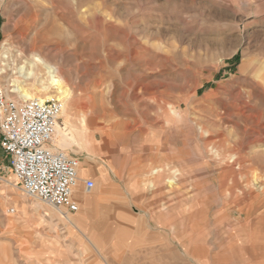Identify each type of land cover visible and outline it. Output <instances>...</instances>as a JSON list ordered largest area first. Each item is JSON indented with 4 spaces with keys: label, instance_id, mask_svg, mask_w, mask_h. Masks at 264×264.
<instances>
[{
    "label": "rangeland",
    "instance_id": "374dc122",
    "mask_svg": "<svg viewBox=\"0 0 264 264\" xmlns=\"http://www.w3.org/2000/svg\"><path fill=\"white\" fill-rule=\"evenodd\" d=\"M0 11V88L45 96L43 81L56 94L44 66L31 80L25 69L38 55L61 67L74 102L52 143L80 161L71 212L27 196L0 142V264H264V0H0ZM224 145L228 165L212 150ZM111 181L121 195L106 203ZM124 209L136 219H113Z\"/></svg>",
    "mask_w": 264,
    "mask_h": 264
},
{
    "label": "built area",
    "instance_id": "2783aa9c",
    "mask_svg": "<svg viewBox=\"0 0 264 264\" xmlns=\"http://www.w3.org/2000/svg\"><path fill=\"white\" fill-rule=\"evenodd\" d=\"M62 107V98L16 99L0 88V142L27 196L76 212L80 161L52 143ZM94 187V180H85L86 190Z\"/></svg>",
    "mask_w": 264,
    "mask_h": 264
},
{
    "label": "bare ground",
    "instance_id": "6f19581e",
    "mask_svg": "<svg viewBox=\"0 0 264 264\" xmlns=\"http://www.w3.org/2000/svg\"><path fill=\"white\" fill-rule=\"evenodd\" d=\"M26 27H28V26L26 25ZM26 27H24V28H26ZM32 57L34 58V63H36V65L32 62L33 63L32 66L29 67L27 70L25 69V76H26V78H28L29 80L34 79L37 76L38 65L44 66L46 68L47 72L50 75L49 84L55 89L56 94L55 93L52 94V95L51 94H48L49 86H46L44 84V82L42 81L41 82V85L39 87L37 85H35V84H33V86H34L35 89L38 90V92L44 91V94H46L45 96L34 95V94H32V92H30V90L28 88H24L22 86L21 87L19 86L18 90H19L21 96L23 98H25V99L38 98V99H41V100H47V99H50V98H53V97H59V98L61 97L63 99V107H62V111H63L64 104H65L64 99H66V102L67 103H69V102H72L73 103L74 101H73V97H72V91H71V89L68 88V86L66 84V79H65V77L63 75V71H62L61 67L52 65L51 63L45 61L44 58L40 57L39 55L38 56H32ZM4 58L8 59L9 56L7 54H4ZM57 132H58V135L62 136L63 138L67 137V135H68V127H67L66 123H64L62 120H59L58 123H57ZM52 141H55V140L53 139ZM222 148L223 149L225 148V149L224 150L223 149L222 150L221 149L219 150L218 148H214L213 147L212 150H214V153H218V154H221L223 156V158H221V159L223 160L224 165H228L229 164V161H231V162L232 161H235V159H236L235 156L236 155L230 153V147H229V145H228V147L224 145V147H222ZM227 155H229V156L226 158ZM178 175H179V171L175 170L174 171V176L171 177L168 180L169 190H173L174 189V187L176 185V179H177V176ZM261 178H262L261 176L254 175L253 176V179H252V183L255 184V186L258 187L259 189L262 186V184L259 183V181H260ZM227 186H229V185H227ZM238 186H239L238 184L235 185V187H238ZM235 187H233L232 190H234Z\"/></svg>",
    "mask_w": 264,
    "mask_h": 264
},
{
    "label": "crops",
    "instance_id": "0c3cea01",
    "mask_svg": "<svg viewBox=\"0 0 264 264\" xmlns=\"http://www.w3.org/2000/svg\"><path fill=\"white\" fill-rule=\"evenodd\" d=\"M117 183V182H116ZM116 183L114 182V181H111V182H107V185H106V190H105V192H104V197H105V202L106 203H108L109 202V200L111 201L112 200V197H115V196H119V195H121V192L120 193H118V191H115V190H118L119 189V187H117V185H116ZM146 183L145 182H143V183H140L139 184V187H142L143 185H145ZM123 187V186H122ZM123 195V194H122ZM79 197H81V195L80 196H78V198ZM87 204H88V206H92L93 205V203L92 202H89L88 200H87ZM118 211L119 210H117L116 211V213H117V215H122L121 216V218L120 217H118V216H115L113 219H121V220H127V221H134L136 218L134 217V216H130V215H127L125 212H126V209H124V210H120L121 212L120 213H118ZM64 214V213H63ZM116 215V214H115ZM62 219V221L63 220H65V221H69V218H68V216H67V214H64L63 215V217L61 218ZM143 249L145 248V247H142ZM110 253H112L111 252V250L109 251ZM137 252V258L141 255V250L138 248V250L136 251ZM147 252V251H146ZM145 253V250H143V253L142 254H144ZM127 258H129L128 256H127ZM118 259V258H117ZM140 259H141V257H140ZM119 260H121V261H123V259H119ZM103 263L104 264H117L118 263V261L117 260H113V257H111V255H107V256H105L104 258H103Z\"/></svg>",
    "mask_w": 264,
    "mask_h": 264
}]
</instances>
